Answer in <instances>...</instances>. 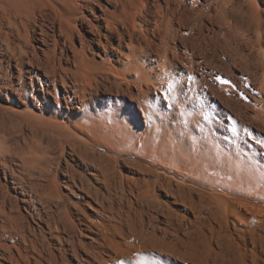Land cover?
I'll return each instance as SVG.
<instances>
[{
    "label": "bare ground",
    "instance_id": "bare-ground-1",
    "mask_svg": "<svg viewBox=\"0 0 264 264\" xmlns=\"http://www.w3.org/2000/svg\"><path fill=\"white\" fill-rule=\"evenodd\" d=\"M127 156L264 203V0H0V264L183 263Z\"/></svg>",
    "mask_w": 264,
    "mask_h": 264
},
{
    "label": "rangeland",
    "instance_id": "rangeland-1",
    "mask_svg": "<svg viewBox=\"0 0 264 264\" xmlns=\"http://www.w3.org/2000/svg\"><path fill=\"white\" fill-rule=\"evenodd\" d=\"M11 133H13L14 135H17V131H14ZM118 162L122 166L124 171L126 170V172H129V173L131 172L136 175L143 176L150 181L151 190L149 192H147L144 195H138L136 193H134V195H136L138 199H141L139 201V204L142 205L143 203L144 208L146 211H148V213H151V214L155 213L154 215L157 216V214H160V211L157 209L162 208L163 210L161 211L162 212L161 214L164 215L166 213L172 218V222L174 223L175 228L172 229L173 231L170 230V232L171 231L172 232L169 233L170 236H168V239L171 238L169 241H172V243L174 242L176 243L178 250L180 249L179 251L181 253V256H183L184 259L186 260V262L185 260H182L184 262L179 263V264H184V263L193 264L194 262H195L194 264H213L212 260L216 259V260H220L221 262L222 258H225L223 260L226 262V264H230L229 258L230 260H232V256H233L232 252H234L232 250L235 247H244V245L241 244V242L239 243L238 241L239 238L237 235L238 233L240 234L241 230H245V229L251 230L255 233L254 237L251 238V240L254 241V246H252L251 240L249 243H247L246 241V245L248 246L246 247V249L247 248L249 249L250 247H252V249L254 250V253L258 254L260 258L264 260V229H263L264 227V203L263 202L256 200L254 198H251V196H248V195L246 196V195H242L238 193L235 194L231 192V194H229L228 196L229 199L226 205V207L230 205L229 206L230 208L227 207L226 209L227 213L226 211L220 212L216 208H212L216 206L215 205L216 203L213 204V202H216L220 197L219 194H217L218 196L214 194L220 191L214 188L211 184L200 182L198 179H196V177H193L190 174L187 175L186 172H182L181 174H179V172L171 171L169 168H167L168 169L167 170L166 167H161L159 165H155V166L150 165L145 160L143 161L141 158H136L133 156H127L125 158L119 157ZM189 167L190 166L188 167L185 166L184 168H186L187 170ZM142 169H144L143 172H142ZM61 177H62L61 174H58V179H61ZM61 190L65 193V189L63 187H61ZM153 196H155V198ZM214 196L216 198V201L213 200ZM157 198L158 200H156ZM235 208L236 210H239V211H235ZM229 210L233 212H230ZM86 212L89 213L91 211L87 209ZM239 212H242L245 216H242V213L239 214ZM219 214H221L220 217H219ZM228 214H229V217H228ZM234 216L235 217L237 216V218H235ZM225 217L226 219H223ZM234 218L235 220H233ZM238 218L240 222H238L239 221L238 220L237 221L238 223H237L236 219ZM240 218H242V220ZM229 220L231 222H234L235 225L237 224L236 228H234L233 224L230 223ZM218 222H220V224H217ZM228 224H229L228 228H230L229 229L230 231L228 230V228H226ZM223 227L227 231L220 232L223 234V236L225 235V238H223L225 240L223 239L221 240L222 243L221 241L217 242L215 237L212 236L211 234L209 236V233H210L209 230L218 231L219 228H223ZM205 228L207 229L210 228V229L207 230ZM184 231L185 232L187 231V232L185 233ZM175 238L176 240H174ZM189 240H191V242ZM177 243L179 244L177 245ZM234 244L235 246L233 247L232 245ZM181 245L183 246L181 247ZM209 247L211 248V250H209L210 249ZM185 254H188V255H185ZM189 254L192 257V259L190 258L192 261L189 260V257H190ZM192 254H194V256L196 254V258ZM171 259L173 258L171 257ZM187 260H189V262H187ZM196 260L200 262H197Z\"/></svg>",
    "mask_w": 264,
    "mask_h": 264
},
{
    "label": "snow or ice",
    "instance_id": "snow-or-ice-1",
    "mask_svg": "<svg viewBox=\"0 0 264 264\" xmlns=\"http://www.w3.org/2000/svg\"><path fill=\"white\" fill-rule=\"evenodd\" d=\"M220 83H229L228 81H225V80H220ZM147 259V257H146Z\"/></svg>",
    "mask_w": 264,
    "mask_h": 264
}]
</instances>
